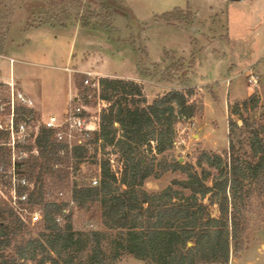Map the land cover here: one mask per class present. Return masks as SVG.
<instances>
[{
    "label": "rangeland",
    "instance_id": "rangeland-1",
    "mask_svg": "<svg viewBox=\"0 0 264 264\" xmlns=\"http://www.w3.org/2000/svg\"><path fill=\"white\" fill-rule=\"evenodd\" d=\"M9 4L13 15L1 50L0 77L8 80L12 75L22 81L23 91L44 110L45 115L36 109L37 115L60 113L69 84L73 94L92 96L94 112L102 111L106 103L100 104L97 95L85 89L89 73L97 81H135L142 85L149 103L172 90L192 91L191 102L203 106V111L177 122L174 148L166 158L196 165L203 152L228 151L229 120L243 125L235 112L243 110L244 101L256 96L259 109L256 113L243 110V116L258 118L264 111V0H11ZM112 7L128 16L116 14ZM77 28L84 37L75 38ZM252 75L257 77V88L250 81ZM11 83L19 90L16 82ZM9 84L0 81L3 107L10 97ZM107 152L118 169V157L109 148ZM80 161L76 158L63 168L62 175L68 179L65 185L71 182L68 167L80 176ZM97 171L92 161L81 172L87 176L81 185H89ZM186 178L182 171L158 167L143 189L160 193L174 180ZM247 188L254 194L253 205L247 208L243 249L232 250L229 264H264V205L258 185L248 183ZM37 202L35 207L43 211L46 204H54L53 199ZM60 202L62 213L55 207L50 212L62 218V232L71 225L74 232L103 234L107 255L103 264H146L118 248L122 231L106 225L100 201L85 207L76 200L74 206ZM46 232L43 223L30 224L23 237L42 238ZM92 248L85 239L74 246L71 264H91ZM68 256L56 257L63 264Z\"/></svg>",
    "mask_w": 264,
    "mask_h": 264
},
{
    "label": "trees",
    "instance_id": "trees-1",
    "mask_svg": "<svg viewBox=\"0 0 264 264\" xmlns=\"http://www.w3.org/2000/svg\"><path fill=\"white\" fill-rule=\"evenodd\" d=\"M10 1L0 0V54L13 15ZM99 84L106 107L100 113V129L90 143L101 180L96 187L77 189V203L85 207L100 201L106 225L122 231L118 248L146 264H229L232 250L243 249L247 208L252 207L254 194L248 183L258 185L264 205V111L258 118L242 114L243 110L256 113L259 100L251 96L243 102V110L235 112L242 126L229 120L225 154L203 152L196 165H181L169 162L166 153L174 148L177 122L203 111V106L191 102L192 91L172 90L149 103L142 85L135 81L100 78ZM52 135L48 129L41 130L37 140L41 161L30 167L32 173L37 168L52 172L51 166L62 160L60 145ZM108 148L118 157V169L106 156ZM77 150V159L86 157L85 147ZM8 158V151L0 147V164ZM158 167L182 171L187 178L149 194L143 186ZM33 200L36 205L44 198L39 193ZM54 207L62 213V206L46 204L39 222L49 233L26 239L23 236L29 225L0 202V264H60L56 256L62 253L69 255L63 264H71V249L84 239L92 243L91 264H103L107 256L103 234L74 232L71 225L62 232L57 217L50 212Z\"/></svg>",
    "mask_w": 264,
    "mask_h": 264
},
{
    "label": "built area",
    "instance_id": "built-area-1",
    "mask_svg": "<svg viewBox=\"0 0 264 264\" xmlns=\"http://www.w3.org/2000/svg\"><path fill=\"white\" fill-rule=\"evenodd\" d=\"M250 81L255 88L259 87L257 77L252 75ZM9 85L8 102L4 107L0 105V147L9 153L8 162L0 164V202L25 224H36L43 219V210L36 208L33 200L39 193L45 200L53 199L56 205L63 206L61 199L66 206L75 205V192L87 178L81 172L93 161L91 154L94 148L90 140L100 129L101 110L94 112L90 104L91 95L83 96L77 92L70 94L62 113L38 116L34 101L17 90L14 83ZM84 86L88 92L97 95L100 104L104 102L100 97L99 81L94 80L91 73L85 79ZM42 129L52 132L54 140L60 145L59 157L62 160L51 166L52 172L39 170L38 173H32L30 167L37 160L41 161L37 140ZM82 147L88 153L79 163L80 176L77 177L73 168L68 167L71 182L65 185L68 179L62 175L63 168L69 161L76 159L77 149ZM100 180L98 166L97 175L90 179L89 186H98ZM56 222L60 224L62 218L58 216Z\"/></svg>",
    "mask_w": 264,
    "mask_h": 264
},
{
    "label": "crops",
    "instance_id": "crops-1",
    "mask_svg": "<svg viewBox=\"0 0 264 264\" xmlns=\"http://www.w3.org/2000/svg\"><path fill=\"white\" fill-rule=\"evenodd\" d=\"M77 33H78V34H77ZM76 37H77V39H78V38H81V37H84V35H81V34H80L78 28H77V30L75 31V38H76ZM75 48H76V47H75ZM72 52L74 53V52H75V49H74V51H72ZM72 52H71V54H72ZM0 57H2L1 54H0ZM71 57H72V56H71ZM71 61L74 62L73 58H71ZM13 62H14V60L11 59V64H13ZM75 63H77V62L75 61ZM0 81H1V82H4V83H8V84L11 83V82H16L17 85H18V87H19V90H20L21 92H23L25 95H27L29 98H31V99L34 101V103H35L36 109H37L38 111L42 112V113L45 115L42 106L39 105L37 102H35V100H34L30 95L26 94V93L23 91V89H22V87H21V86H22V81H21V80H19V79L14 80L13 77H12V75H11L10 79H8V80H3V77H0ZM72 91H73V90L71 89L70 84H69L68 92L66 93L65 98H64V106H63V110H62L60 113H62V112L65 110L66 105H67L68 100H69V97H70V94L72 93ZM60 113H58V114H60Z\"/></svg>",
    "mask_w": 264,
    "mask_h": 264
},
{
    "label": "water",
    "instance_id": "water-1",
    "mask_svg": "<svg viewBox=\"0 0 264 264\" xmlns=\"http://www.w3.org/2000/svg\"><path fill=\"white\" fill-rule=\"evenodd\" d=\"M235 1H242V0H235ZM113 12H115L116 14H119V15H122V16H128V14L126 12H124L123 10L119 9V8H115V7H112L111 8ZM192 244H189V247L191 246Z\"/></svg>",
    "mask_w": 264,
    "mask_h": 264
}]
</instances>
